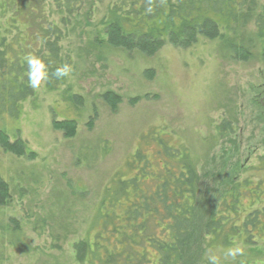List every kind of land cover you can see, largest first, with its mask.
Wrapping results in <instances>:
<instances>
[{
	"label": "rangeland",
	"instance_id": "374dc122",
	"mask_svg": "<svg viewBox=\"0 0 264 264\" xmlns=\"http://www.w3.org/2000/svg\"><path fill=\"white\" fill-rule=\"evenodd\" d=\"M92 1L84 0L63 43L73 58L76 104L64 101L66 87L54 92L42 83L17 122H0L9 143L28 149L19 155L0 145V175L11 195L0 206V264H80L82 243L96 238L93 221L106 188L118 176L138 177L144 158L159 172L163 142L187 150L200 179L182 264H264L263 232H242L228 244L206 231L239 183L242 213L231 221L240 225L264 209L259 50L240 61L203 40L186 49L165 44L149 57L111 48L93 29L103 12L90 16ZM247 182L259 187V199Z\"/></svg>",
	"mask_w": 264,
	"mask_h": 264
},
{
	"label": "trees",
	"instance_id": "16d2710c",
	"mask_svg": "<svg viewBox=\"0 0 264 264\" xmlns=\"http://www.w3.org/2000/svg\"><path fill=\"white\" fill-rule=\"evenodd\" d=\"M83 3L84 0H0L1 123L6 118L17 122L23 104L36 95L42 83L54 92L66 87L64 101L76 104L78 95L71 92L69 85L73 58L64 51L63 43ZM92 3L90 16L98 14L99 8L103 12L93 29L111 48L138 51L149 57L165 44L186 49L203 40L218 42L235 60L247 61L255 50L264 59V0H108V3L93 0ZM29 59L40 62L37 87L31 83L30 73L37 70ZM70 123L75 121L62 125ZM9 138L10 134L0 128L3 148L19 155L26 153L28 149L23 142L9 143ZM163 143L158 144V154L164 160L159 172L144 158L148 166H143L138 177L118 176L106 188L93 221L98 231L96 238L82 243L80 264H182L191 237L200 179L187 150H170ZM261 161L264 168V156ZM239 184L225 198L224 213L215 215L206 226L208 235L213 232L214 241L229 244L242 232L253 231L252 237L254 231L264 233V209L240 225L231 221L232 215L240 217L242 213L238 203L243 190ZM249 185L247 182L250 196L257 198L258 194L260 198L259 187L254 190ZM10 196L9 185L0 175V206ZM112 203L114 212H109L107 206ZM257 225L260 230L255 229ZM149 249L156 253V258H149Z\"/></svg>",
	"mask_w": 264,
	"mask_h": 264
},
{
	"label": "clouds",
	"instance_id": "9594fccd",
	"mask_svg": "<svg viewBox=\"0 0 264 264\" xmlns=\"http://www.w3.org/2000/svg\"><path fill=\"white\" fill-rule=\"evenodd\" d=\"M29 64L37 70L36 72L30 73V79H31L32 86L37 87L39 84V81L36 79V76L38 74L40 62L36 59H29Z\"/></svg>",
	"mask_w": 264,
	"mask_h": 264
}]
</instances>
